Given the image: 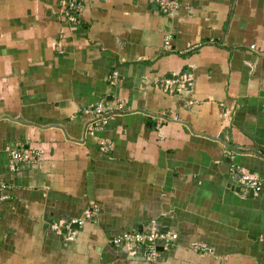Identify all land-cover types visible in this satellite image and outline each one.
Instances as JSON below:
<instances>
[{"label": "crops", "instance_id": "0c3cea01", "mask_svg": "<svg viewBox=\"0 0 264 264\" xmlns=\"http://www.w3.org/2000/svg\"><path fill=\"white\" fill-rule=\"evenodd\" d=\"M65 1L0 0V264H264V192L236 181L264 186V0ZM100 101L123 110L97 129ZM152 229L177 235L153 259L109 243Z\"/></svg>", "mask_w": 264, "mask_h": 264}, {"label": "built area", "instance_id": "2783aa9c", "mask_svg": "<svg viewBox=\"0 0 264 264\" xmlns=\"http://www.w3.org/2000/svg\"><path fill=\"white\" fill-rule=\"evenodd\" d=\"M159 10L162 12L169 11L173 5L174 0H154ZM81 4L79 0H66L61 3V18L65 21L74 23L79 17V11ZM171 36L166 33L163 38V47H169ZM188 83V78L185 73L171 77L170 79H164L163 85L167 87L172 84L176 86V89L185 88V85ZM191 104V102H188ZM123 110V105L120 102L114 104H109L106 101H100L94 104L90 110L93 115L91 123L94 128L100 129L105 123L106 120L112 116L113 112ZM170 119L175 120V116H171ZM95 124V125H94ZM108 144L106 142H100L98 145L99 152H106L108 149ZM4 151L8 158L9 164L17 166L18 164L27 163L33 160L35 157H39V152L34 149L23 148L21 146L14 147H5ZM264 156V153H263ZM236 181L240 186L245 187L251 191L255 192H264V186H262L257 175L248 172V171H239L236 175ZM7 189L8 186L6 183L0 181V200L7 198ZM97 207L92 204L87 209H85L82 219H70L62 223L61 225H52V229L59 230V228L65 229L67 232H70L71 225L75 224L80 225L85 220H91L96 214ZM177 235L174 232H161L158 230H150L148 232H138V231H125L119 234L112 236L109 240L111 245L119 244H134L142 245L145 249V257L148 259H153L156 250L155 245L157 243L162 244L163 247L169 246L175 239ZM67 239H70L67 237ZM191 249L197 250L200 252H209V248L200 242L191 243Z\"/></svg>", "mask_w": 264, "mask_h": 264}, {"label": "water", "instance_id": "95a60500", "mask_svg": "<svg viewBox=\"0 0 264 264\" xmlns=\"http://www.w3.org/2000/svg\"><path fill=\"white\" fill-rule=\"evenodd\" d=\"M171 78V76H169V79ZM72 227H76V225L75 224H72L71 225ZM157 250H161V248L159 247V248H157Z\"/></svg>", "mask_w": 264, "mask_h": 264}]
</instances>
